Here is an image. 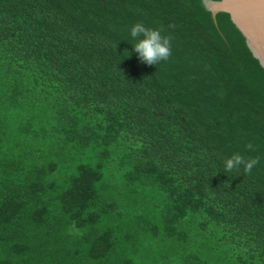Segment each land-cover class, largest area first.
<instances>
[{"label":"trees","instance_id":"obj_1","mask_svg":"<svg viewBox=\"0 0 264 264\" xmlns=\"http://www.w3.org/2000/svg\"><path fill=\"white\" fill-rule=\"evenodd\" d=\"M207 1L0 0V264H264V67Z\"/></svg>","mask_w":264,"mask_h":264},{"label":"clouds","instance_id":"obj_2","mask_svg":"<svg viewBox=\"0 0 264 264\" xmlns=\"http://www.w3.org/2000/svg\"><path fill=\"white\" fill-rule=\"evenodd\" d=\"M131 37L136 41L133 51L138 55L140 62L147 65H158L162 61H168L172 56V36L162 35L161 29L146 27L143 23H136L130 29ZM248 150H255L249 142L245 146ZM260 163V157L245 158L240 153H234L224 161L226 173L243 168L245 174L250 175L252 169Z\"/></svg>","mask_w":264,"mask_h":264},{"label":"water","instance_id":"obj_3","mask_svg":"<svg viewBox=\"0 0 264 264\" xmlns=\"http://www.w3.org/2000/svg\"><path fill=\"white\" fill-rule=\"evenodd\" d=\"M214 16L229 13L233 22L245 35L248 45L264 67V0L207 1Z\"/></svg>","mask_w":264,"mask_h":264}]
</instances>
